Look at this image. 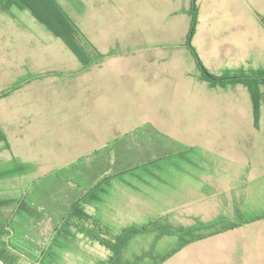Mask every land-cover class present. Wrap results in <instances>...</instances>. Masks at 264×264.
<instances>
[{
  "label": "crops",
  "instance_id": "1",
  "mask_svg": "<svg viewBox=\"0 0 264 264\" xmlns=\"http://www.w3.org/2000/svg\"><path fill=\"white\" fill-rule=\"evenodd\" d=\"M238 3L228 20L226 15L222 20L208 17L201 25L200 15L191 38L201 63L214 76L264 67L254 43L257 32L264 34V14L248 0ZM159 30H122V43L98 48L114 53L83 67L60 38L28 13L0 12V54L9 58L15 48L19 54V59H7L12 80L0 92L33 76L0 97V135L6 140L0 141V168H6L0 180L14 178L2 173L14 169L15 160L32 165V170L38 165L54 170L93 156L99 160L92 163L119 167L99 172L87 171V165L76 167L72 177L82 187L67 188L50 205L44 196L35 208L39 217L20 216L40 229L39 238L59 227L76 205L87 215L82 222L73 218L79 227L102 229L113 237L124 227L160 216L182 225L194 217L207 221L231 212L244 195L246 177L227 169V159L210 151V139L233 128L213 121L215 116L236 117L240 97L253 117L252 87L246 82H208L185 45V26ZM219 36L229 38L220 43ZM188 147L208 154H184ZM107 148L111 154H98ZM8 192L0 190V195ZM83 243L99 244L77 234L76 245ZM102 248L106 256L100 260H107L111 252ZM72 251L60 253L59 259L69 258ZM140 256L121 253L120 262Z\"/></svg>",
  "mask_w": 264,
  "mask_h": 264
},
{
  "label": "rangeland",
  "instance_id": "2",
  "mask_svg": "<svg viewBox=\"0 0 264 264\" xmlns=\"http://www.w3.org/2000/svg\"><path fill=\"white\" fill-rule=\"evenodd\" d=\"M248 1L254 3L253 7L256 12L264 14V0ZM57 2L75 20L97 49L106 45L110 46L114 41L122 43V30L160 29L159 31H161L174 28L178 31L185 26L188 32L191 23L192 3H195L197 7L195 30L198 27L200 15L202 17L200 24L203 25L202 22H205L208 17L222 20L221 16L226 15L228 20L231 17V12L239 8V0H57ZM82 2L83 7L80 4ZM233 8L235 9L233 10ZM167 15L169 18L165 20ZM173 24L174 26H172ZM217 38L220 43H223L229 37L219 36ZM33 39L34 42L38 41V37ZM216 43L218 44V41ZM254 43L256 58L262 56L264 62V34L257 32L254 36ZM191 44L193 45L192 39ZM15 52L16 48L13 53H8L9 58L8 55L3 58L0 54V90L6 88L5 86L9 85L12 80L7 59H19L17 57L19 54H15ZM19 52L21 54L20 49ZM196 53L201 61L197 51ZM206 55L209 56V54ZM203 66L205 67L204 64ZM226 74L229 73L223 71L215 76H225ZM258 90L264 93V84L259 85ZM240 99L236 117L233 115L234 113L229 116L214 117L215 126L222 124L224 127L232 126L233 128L221 131L215 139L211 138L214 150L212 151L210 148V151L227 159L226 161L230 163L227 165V169L246 177L244 195L241 197H244L248 202L249 212H253L254 208L264 211V103L259 106L257 112L253 113L252 117L251 113L246 114L242 106L243 98L240 97ZM111 151L112 149L109 148L101 149L98 154H104V152L111 154ZM174 158H178V156H174ZM93 159L97 160L96 162L99 160L91 156L67 167L54 168V170L46 169V165H38L37 169L32 170V165L15 162L14 169L2 173L4 176L13 175L14 178L0 180V190H9L6 197L0 195V198H17L24 195L26 202L35 209L44 196L49 198L50 205L56 199H60L61 192L67 188L82 187L72 177V172L76 167L90 166L87 168L89 172L119 169L117 165L108 168L107 165L104 167L100 163H92ZM23 164L30 168H27L23 174H16L18 167ZM247 165L249 169L245 171ZM3 170L6 168H0V171ZM223 181H225L224 178ZM4 210L8 212V209ZM32 214L36 217L41 215L37 210H34ZM20 215L28 220L32 218V215L29 217L26 213ZM205 217L209 218L210 216ZM55 218L57 219V216ZM28 220H22L21 217L11 220L9 224L11 237L9 239L15 247L23 249L25 254H32L36 257L40 248L48 242L55 227L50 230L48 235L39 238L40 229L30 224ZM163 246L169 245H166L165 241ZM73 250L72 256L66 259L57 258L55 264H99L102 261L100 258L104 259L106 256L102 245L99 244L83 243L73 247ZM18 264H33V261L20 257ZM139 264H147V262L144 260ZM161 264H264V218L189 244Z\"/></svg>",
  "mask_w": 264,
  "mask_h": 264
},
{
  "label": "trees",
  "instance_id": "3",
  "mask_svg": "<svg viewBox=\"0 0 264 264\" xmlns=\"http://www.w3.org/2000/svg\"><path fill=\"white\" fill-rule=\"evenodd\" d=\"M12 9L24 11L35 18L47 30L60 38L64 44L77 56L83 67L100 62L108 54L101 53L82 32L74 19L60 6L57 0H0V12H10ZM191 23L186 35L185 45L189 49L192 58L202 78L208 82L218 85H225L228 82H246L252 87V100L254 113L264 103V93L259 91V85L264 84V67L248 73L239 72L231 76H214L207 71L199 60L195 48L191 44L195 25L197 23V7L192 3ZM32 75L22 77L8 89L0 92V97L5 96L11 90L26 82ZM0 141L6 143L5 137L0 135ZM8 147L7 144H5ZM184 154H208L200 149L188 147ZM97 152V151H96ZM15 162H18L15 160ZM69 166V165H68ZM28 165H20L16 174H23ZM240 197L238 203L233 205L231 212L219 213L210 220H202L194 217L189 225H182L169 221L167 216H160L158 219L149 221L142 225H130L122 228L119 233L108 236L102 229L79 227L73 220L85 221L86 213L78 209L76 205L70 210L59 227H55L48 242L40 248L36 257L32 258L33 264H55L60 253L72 250L76 246L77 234H82L91 241L98 242L111 252L107 260L99 264H139L145 260L147 264H161L184 246L197 240L231 230L243 224L257 221L264 218V211L254 208L253 212L248 210V202ZM8 209V212L6 210ZM34 208L26 202L25 196L17 198H0V259L6 264H18L22 255H26L23 249L15 247L11 240L9 224L13 218L20 217L21 213L32 215ZM251 211V210H250ZM24 217V216H23ZM142 237L143 241L138 242L137 238ZM166 241V246L164 247ZM169 243V244H168ZM164 248V249H163ZM127 252L139 253L136 261L124 260L122 256Z\"/></svg>",
  "mask_w": 264,
  "mask_h": 264
},
{
  "label": "flooded vegetation",
  "instance_id": "4",
  "mask_svg": "<svg viewBox=\"0 0 264 264\" xmlns=\"http://www.w3.org/2000/svg\"><path fill=\"white\" fill-rule=\"evenodd\" d=\"M10 237H11V236H10ZM6 240H10V239H9V236L7 237V239H6ZM30 261H32V259H30ZM36 264H38V262H36Z\"/></svg>",
  "mask_w": 264,
  "mask_h": 264
},
{
  "label": "water",
  "instance_id": "5",
  "mask_svg": "<svg viewBox=\"0 0 264 264\" xmlns=\"http://www.w3.org/2000/svg\"><path fill=\"white\" fill-rule=\"evenodd\" d=\"M0 264H6L5 262H3L1 259H0Z\"/></svg>",
  "mask_w": 264,
  "mask_h": 264
}]
</instances>
